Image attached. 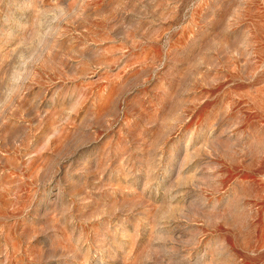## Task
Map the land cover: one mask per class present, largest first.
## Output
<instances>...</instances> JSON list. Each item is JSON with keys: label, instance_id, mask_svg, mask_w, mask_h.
<instances>
[{"label": "rangeland", "instance_id": "rangeland-1", "mask_svg": "<svg viewBox=\"0 0 264 264\" xmlns=\"http://www.w3.org/2000/svg\"><path fill=\"white\" fill-rule=\"evenodd\" d=\"M0 264H264V0H0Z\"/></svg>", "mask_w": 264, "mask_h": 264}]
</instances>
